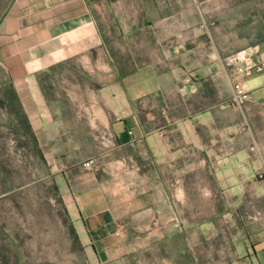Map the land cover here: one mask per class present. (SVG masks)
Here are the masks:
<instances>
[{
    "label": "crops",
    "instance_id": "crops-1",
    "mask_svg": "<svg viewBox=\"0 0 264 264\" xmlns=\"http://www.w3.org/2000/svg\"><path fill=\"white\" fill-rule=\"evenodd\" d=\"M0 65L86 254L264 264V0H11Z\"/></svg>",
    "mask_w": 264,
    "mask_h": 264
},
{
    "label": "rangeland",
    "instance_id": "rangeland-1",
    "mask_svg": "<svg viewBox=\"0 0 264 264\" xmlns=\"http://www.w3.org/2000/svg\"><path fill=\"white\" fill-rule=\"evenodd\" d=\"M10 2L0 0V18ZM8 81L0 65V264H150L138 231L130 233L129 251L109 262L86 254L23 117L5 103ZM159 253L152 264H160Z\"/></svg>",
    "mask_w": 264,
    "mask_h": 264
},
{
    "label": "built area",
    "instance_id": "built-area-1",
    "mask_svg": "<svg viewBox=\"0 0 264 264\" xmlns=\"http://www.w3.org/2000/svg\"><path fill=\"white\" fill-rule=\"evenodd\" d=\"M202 28H207V24H203ZM245 72H246L245 68H238L236 71V75L233 76L231 80L232 95L229 100V104L233 107L240 109L244 108L245 105L251 100V96L245 89L241 77ZM91 165H92L91 161H86L83 163L84 168H91Z\"/></svg>",
    "mask_w": 264,
    "mask_h": 264
},
{
    "label": "trees",
    "instance_id": "trees-1",
    "mask_svg": "<svg viewBox=\"0 0 264 264\" xmlns=\"http://www.w3.org/2000/svg\"><path fill=\"white\" fill-rule=\"evenodd\" d=\"M6 87H7V92H6V98H5L6 102L5 103H6L7 107H9L10 110L11 109L15 110L18 114H20L23 117V124H24L25 130H26L27 134H29L32 137V140H33L35 146L37 147V143L34 140V137H33V134L31 132V128L29 126V123H28V121H27V119H26V117H25V115L21 109V104H20L17 92H16V90H15V88H14V86L10 80L7 82ZM40 155H41V153H40ZM56 186L57 185H55V188H56Z\"/></svg>",
    "mask_w": 264,
    "mask_h": 264
}]
</instances>
